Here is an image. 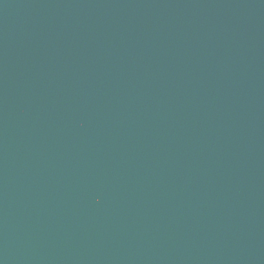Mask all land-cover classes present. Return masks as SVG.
<instances>
[{
  "label": "water",
  "instance_id": "water-1",
  "mask_svg": "<svg viewBox=\"0 0 264 264\" xmlns=\"http://www.w3.org/2000/svg\"><path fill=\"white\" fill-rule=\"evenodd\" d=\"M0 264H264V0H0Z\"/></svg>",
  "mask_w": 264,
  "mask_h": 264
}]
</instances>
